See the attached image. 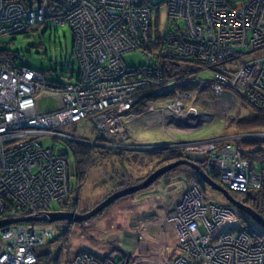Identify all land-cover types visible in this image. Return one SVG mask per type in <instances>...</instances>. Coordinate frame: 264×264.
I'll return each instance as SVG.
<instances>
[{"label":"built area","instance_id":"1","mask_svg":"<svg viewBox=\"0 0 264 264\" xmlns=\"http://www.w3.org/2000/svg\"><path fill=\"white\" fill-rule=\"evenodd\" d=\"M50 25H67L72 33L77 74L68 82L48 80L0 48V223L59 211L51 206L68 194V160L42 142L68 139L59 131L66 125L89 118L123 141L131 119L144 115L176 126L187 123L182 115L200 120L193 115L208 111L201 104L214 105L206 96L225 93L264 118V0H0V40ZM130 52H139L144 65L126 66L122 56ZM203 69L211 71L209 79L197 78ZM44 96L54 102L46 112ZM213 155L210 166L229 193L261 186V173L239 149L228 145ZM176 206L161 218L162 240L154 245L161 253L152 264L263 263L264 249L229 208L207 204L195 189ZM29 223L0 227V264L48 260L38 249L55 238L54 230ZM115 258L81 250L58 264L127 263Z\"/></svg>","mask_w":264,"mask_h":264},{"label":"rangeland","instance_id":"2","mask_svg":"<svg viewBox=\"0 0 264 264\" xmlns=\"http://www.w3.org/2000/svg\"><path fill=\"white\" fill-rule=\"evenodd\" d=\"M159 2L160 0H151L153 5ZM159 12L162 19L163 6ZM46 27L48 28L45 32L42 27L35 32L4 38L0 40V48L16 55L19 58L18 64L43 73L48 80L68 82L72 74L74 77L77 74V67L72 62L71 30L67 25ZM122 62L133 68L144 65L143 56L139 52L124 54ZM242 63L244 60L236 61L235 66L238 67ZM211 76L212 73L208 69L200 70L197 74V78L202 80ZM196 92L199 94L197 103H200L204 95H201L198 89ZM206 97H210L207 102L214 105L210 108L201 104L208 111L206 115H193L195 118L199 116L200 120L193 121L189 116L188 118L187 115H182L181 117L187 119V123L176 126L172 123H162L160 118L149 119L143 115L125 124L127 138L123 141L106 135L89 118L60 129V132L68 135V139L54 141L52 138H45L43 145L52 146L55 153L59 151L68 157L69 191L64 200L68 201L64 208L70 211L66 212H91L109 196L143 184L165 166L179 160L191 162L197 156L212 159L213 152L224 151V147L228 145L232 149H239L241 158L250 161L253 151L264 148V128L245 129V124L237 123L244 117L256 116L255 111L243 99L230 93L219 97ZM170 99V95H165V101ZM170 101L174 102L173 99ZM190 103L191 101L187 106L185 104L182 111L186 110ZM156 105L158 106L157 103ZM40 106L41 110L46 112L54 107V102L52 98L44 96L40 100ZM163 108L164 106L161 107ZM259 116L264 120L261 114ZM67 143L72 146L83 144L93 147L91 165H87L84 176H80V179L75 175L71 176L75 173V167ZM200 168L205 172L202 166ZM263 174L261 186L251 190L253 194L263 189ZM196 175L191 167L178 165L163 173L147 187L118 198L85 222H30V227L34 229H53L54 236L58 238L56 242H53V238L50 239L38 252L43 255V259H50L58 250V246L63 244L60 260L69 259L75 253L87 250L97 257L116 254V261H127L126 264H152L154 258L161 253L159 249L154 248V245L162 240L161 218L175 212L176 205L185 191L196 185ZM215 182L220 185L218 178ZM201 191L207 204L225 205L226 202L219 192L208 187H202ZM261 195H264V189L257 198ZM59 208L58 203L51 206V210ZM255 210L257 213H263L264 206L258 204ZM234 212L238 216L241 215L239 211ZM244 219L247 227L259 235L254 241L264 249L263 230L250 218ZM169 251L166 249V253ZM260 264H264V259Z\"/></svg>","mask_w":264,"mask_h":264},{"label":"water","instance_id":"3","mask_svg":"<svg viewBox=\"0 0 264 264\" xmlns=\"http://www.w3.org/2000/svg\"><path fill=\"white\" fill-rule=\"evenodd\" d=\"M202 159H203V156H199V157L193 158L191 162L185 161V160H179L173 164L165 166L159 169L158 171H156L153 175H151L143 184H140L139 186L129 188L126 190H122L120 192H117L109 196L108 198L100 202L95 208H93L91 212H88L85 214L71 213V212H66V211L47 212L39 217H27L23 219L0 223V227L3 224L22 223V222H25V223H29V222L55 223V222H62V221H68V222H74V223L85 222L91 219L92 217L96 216L97 214H99L102 210L107 208L110 204H112L118 198L125 196V195L133 194L147 187L149 184H151L154 180H156L159 176H161L166 171H169L178 165L184 164V165L191 167L195 171V173L199 176V178L208 187H210L214 191L219 192L225 201H227L229 204H231L237 210L240 211V214L241 212L243 214H246L260 228L264 230V219L257 212L253 211L250 207L236 201L226 189H224L222 186H220L218 183H216L213 179H211L209 176L205 174V172L200 168V165H199L202 162ZM110 241L111 239H109V242Z\"/></svg>","mask_w":264,"mask_h":264},{"label":"trees","instance_id":"4","mask_svg":"<svg viewBox=\"0 0 264 264\" xmlns=\"http://www.w3.org/2000/svg\"><path fill=\"white\" fill-rule=\"evenodd\" d=\"M43 32H45V31H43ZM2 50H4V49H2ZM4 52L8 53L9 55H12L14 57V59H16V61H19L18 60L19 58L16 55L12 54L11 52H8L7 50H4ZM19 65L23 66L21 64H19ZM23 67H25V66H23ZM237 124H240V125L245 124V129H255V128L261 129V128H264V120L262 118H260L259 115H256V116L254 115L252 117H250V116L244 117ZM68 148L71 152L73 162H74V167H75L74 168L75 173L73 172L71 174V176L75 175V177L77 176V178L80 179V176L81 177L84 176V173L86 170L85 168L87 167V165H89V166L91 165L90 162H92L91 157H92V153H93L92 152L93 147H88V146L83 145V144H76V145L72 146L69 143ZM253 152L251 153L253 155L250 154V165L255 171H258L259 173H261V171L263 172V170H264V168H263L264 167V154H263L264 148H258V149H256V151L254 153ZM65 156L67 157V154H65ZM67 160H68V157H67ZM160 160H161V158H160ZM263 173H261V174H263ZM263 177H264V174H263ZM263 189H264V180H263ZM262 190L256 191L255 194H253V192L250 191L249 193L243 194V196H241V195H237V196L243 198L247 204L248 203L250 204L251 207L257 206L258 204L264 206V198H262V196H264V195H261V197L259 199L257 198V196L259 194H261ZM67 202L64 201L63 203L59 204V206H60L59 211H61V209H63L62 211H65L64 207H65V204ZM66 211H70V210L67 209ZM260 216L264 219V211H263V213L261 211ZM240 217L242 219H244L243 214L240 215ZM244 222H245V220H244ZM244 229H246V231L249 234H251L253 239H256L257 236H259L258 234L252 232L248 227L246 228L244 226ZM261 230H263V229L261 228ZM263 232H264V230H263ZM262 234H264V233H262ZM56 241H58L57 236L54 238L53 242H56ZM63 247H64L63 244L59 245L57 248L58 250H56V253L52 256V258L43 261L44 264H49V262H51L52 264H58L60 262V251L62 250ZM82 251L92 254V252L87 251V250H82Z\"/></svg>","mask_w":264,"mask_h":264},{"label":"flooded vegetation","instance_id":"5","mask_svg":"<svg viewBox=\"0 0 264 264\" xmlns=\"http://www.w3.org/2000/svg\"><path fill=\"white\" fill-rule=\"evenodd\" d=\"M213 153H215V152H213ZM214 156V155H213ZM197 157H199V156H197ZM211 157V156H210ZM210 157H208V158H210ZM195 158V157H194ZM193 160V159H192ZM210 161H211V158L210 159H206V157L205 156H203V159H202V162L200 163V166H202L203 167V169L205 170V172H206V174L211 178V179H213L214 181L218 178V173H217V170H214V168L213 167H211L210 166ZM209 172V173H208ZM212 176V177H211ZM216 178V179H215ZM195 182H196V185L194 186H191L190 188H188L187 190H189V189H195V190H197V192L203 197V199H204V196H203V194H202V191H201V189H202V187H208L200 178H199V176H197L196 175V177H195ZM208 188H210V187H208ZM186 190V191H187ZM247 193H249V192H247ZM231 194V196L236 200V201H238L239 203H242V204H244V205H246V206H248V207H250L253 211H255L256 212V206H254V208L253 207H251L250 206V204L248 203H246L245 202V200L243 199V198H241V197H239V196H237L238 194H235V193H230ZM226 203H225V205H221V206H223V207H227V208H229L230 210H232L233 212H234V210H236V211H239V210H237L234 206H232L231 204H229L227 201H225ZM65 210V209H64ZM66 211V210H65ZM239 213H240V211H239ZM173 214V212L170 214V215H172ZM241 214H243L242 212H241ZM259 215H261V212H259L258 213ZM168 215V214H167ZM244 215V217L245 218H250V217H248L246 214H243ZM251 219V218H250ZM252 220V219H251Z\"/></svg>","mask_w":264,"mask_h":264},{"label":"bare ground","instance_id":"6","mask_svg":"<svg viewBox=\"0 0 264 264\" xmlns=\"http://www.w3.org/2000/svg\"><path fill=\"white\" fill-rule=\"evenodd\" d=\"M245 140V139H244ZM262 140H264V139H262ZM179 152V151H178ZM174 154V153H173ZM209 173V172H208ZM212 177V176H211ZM216 179V178H215Z\"/></svg>","mask_w":264,"mask_h":264},{"label":"crops","instance_id":"7","mask_svg":"<svg viewBox=\"0 0 264 264\" xmlns=\"http://www.w3.org/2000/svg\"><path fill=\"white\" fill-rule=\"evenodd\" d=\"M143 228H146V227H143ZM168 241V240H167ZM149 246H151V245H149Z\"/></svg>","mask_w":264,"mask_h":264},{"label":"clouds","instance_id":"8","mask_svg":"<svg viewBox=\"0 0 264 264\" xmlns=\"http://www.w3.org/2000/svg\"><path fill=\"white\" fill-rule=\"evenodd\" d=\"M45 31V30H44Z\"/></svg>","mask_w":264,"mask_h":264}]
</instances>
